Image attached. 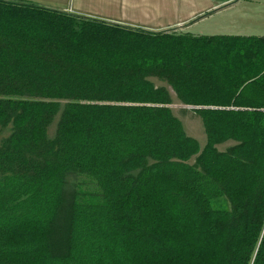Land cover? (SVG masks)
<instances>
[{
    "label": "trees",
    "instance_id": "trees-1",
    "mask_svg": "<svg viewBox=\"0 0 264 264\" xmlns=\"http://www.w3.org/2000/svg\"><path fill=\"white\" fill-rule=\"evenodd\" d=\"M149 76L201 117L202 147ZM8 124L0 264H264V37L152 33L0 0ZM70 172L97 190L68 194Z\"/></svg>",
    "mask_w": 264,
    "mask_h": 264
},
{
    "label": "crops",
    "instance_id": "crops-1",
    "mask_svg": "<svg viewBox=\"0 0 264 264\" xmlns=\"http://www.w3.org/2000/svg\"><path fill=\"white\" fill-rule=\"evenodd\" d=\"M7 1L34 4L106 25L152 33L264 37V0Z\"/></svg>",
    "mask_w": 264,
    "mask_h": 264
},
{
    "label": "rangeland",
    "instance_id": "rangeland-1",
    "mask_svg": "<svg viewBox=\"0 0 264 264\" xmlns=\"http://www.w3.org/2000/svg\"><path fill=\"white\" fill-rule=\"evenodd\" d=\"M148 78L154 83L155 86L165 87L168 90L170 94V98H171V103H169V105H170V108L173 114L181 120L185 132L189 136L194 137L199 142L200 146L202 147L206 142V135H205L204 125H203L201 117L193 111V108H190L184 105L182 102L178 100L173 89L170 87L169 84H167L166 81L160 80L159 78L155 76H149ZM62 102L64 103V101ZM179 104L182 107L177 106ZM58 118H59V114H56L52 122L47 128L48 137L50 139H52L55 135V129H56ZM10 132H11L10 124L6 126L0 125V144L2 140L10 134ZM233 144H234V141L228 140V141L218 144L217 148L219 150H225L226 148H228L229 146ZM189 162L190 163L194 162V156L190 158ZM77 188H80L83 190H89V191H96L97 185L92 178L86 176L83 173H76V172L68 173L66 176L65 191L68 194H71L72 191L77 190Z\"/></svg>",
    "mask_w": 264,
    "mask_h": 264
},
{
    "label": "water",
    "instance_id": "water-1",
    "mask_svg": "<svg viewBox=\"0 0 264 264\" xmlns=\"http://www.w3.org/2000/svg\"><path fill=\"white\" fill-rule=\"evenodd\" d=\"M169 107H170V105H168ZM196 107H198V106H196Z\"/></svg>",
    "mask_w": 264,
    "mask_h": 264
}]
</instances>
